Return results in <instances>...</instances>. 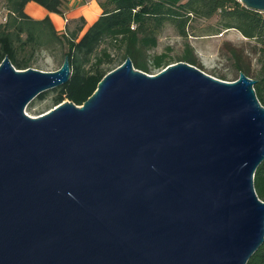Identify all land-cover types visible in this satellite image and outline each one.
<instances>
[{"label":"water","instance_id":"1","mask_svg":"<svg viewBox=\"0 0 264 264\" xmlns=\"http://www.w3.org/2000/svg\"><path fill=\"white\" fill-rule=\"evenodd\" d=\"M71 73L69 55L0 64V264H247L264 244L256 80L128 57L82 105L26 112Z\"/></svg>","mask_w":264,"mask_h":264},{"label":"trees","instance_id":"2","mask_svg":"<svg viewBox=\"0 0 264 264\" xmlns=\"http://www.w3.org/2000/svg\"><path fill=\"white\" fill-rule=\"evenodd\" d=\"M6 1L10 13L0 23V64L9 56L18 69L34 67L36 56L46 49L58 62V69L65 57L70 56L71 77L66 84L53 89L54 107L67 99L82 105L104 76L128 57L136 68L148 73L179 61L205 70L189 37L195 33L197 20L213 18L216 22L208 26V34L235 29L255 43L252 50L256 54V66L244 46L238 48L228 42L225 46L230 45L237 57L235 68L256 80V94L264 105V12L247 7L240 0H104L102 14L84 33V18L73 27L68 24L59 31L49 16L35 19L25 10L30 1H36L50 12L62 13L64 0ZM167 24L185 39V50L180 55L169 51L151 52L159 45L160 33ZM218 77L227 80V74H218ZM47 94L45 91L38 97L43 100ZM255 186L264 200V161L255 173ZM247 264H264V244Z\"/></svg>","mask_w":264,"mask_h":264},{"label":"rangeland","instance_id":"3","mask_svg":"<svg viewBox=\"0 0 264 264\" xmlns=\"http://www.w3.org/2000/svg\"><path fill=\"white\" fill-rule=\"evenodd\" d=\"M0 23L5 22L4 17H8L9 9L6 0H0ZM216 18L211 20H197L194 23L195 33L189 37V42L195 47V52L204 65V71L218 77V74H227V80H234L239 77L240 71L235 68L237 57L230 50L231 43L235 47L246 48L245 52L252 59L253 66H256V54L253 52L252 45L238 30L232 29L221 34H208V26L214 24ZM168 48H171L168 50ZM185 50V39L181 37L175 28L169 24L165 26L159 36V45L151 52L169 51L171 54L177 56ZM33 64L34 67L43 70H56L58 62L53 55L46 49H43L36 56ZM248 57L246 60H250ZM161 70H155L151 74L159 73ZM220 78V77H218ZM222 79V78H221ZM226 80V79H224ZM55 95L53 89L48 90V94L42 100L38 96L29 103L26 112L32 116H38L48 112L54 107L52 98Z\"/></svg>","mask_w":264,"mask_h":264},{"label":"crops","instance_id":"4","mask_svg":"<svg viewBox=\"0 0 264 264\" xmlns=\"http://www.w3.org/2000/svg\"><path fill=\"white\" fill-rule=\"evenodd\" d=\"M104 0H64L63 12H50L36 1H30L26 5V12L35 19L50 17L56 28L63 31L68 24L71 27L81 18H84L85 27L83 33L100 17L103 12Z\"/></svg>","mask_w":264,"mask_h":264},{"label":"built area","instance_id":"5","mask_svg":"<svg viewBox=\"0 0 264 264\" xmlns=\"http://www.w3.org/2000/svg\"><path fill=\"white\" fill-rule=\"evenodd\" d=\"M0 15H1V11H0ZM5 21L7 20V17H4Z\"/></svg>","mask_w":264,"mask_h":264}]
</instances>
